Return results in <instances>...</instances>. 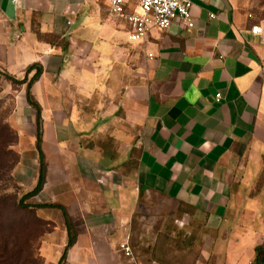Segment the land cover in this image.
Instances as JSON below:
<instances>
[{
    "label": "crops",
    "instance_id": "obj_1",
    "mask_svg": "<svg viewBox=\"0 0 264 264\" xmlns=\"http://www.w3.org/2000/svg\"><path fill=\"white\" fill-rule=\"evenodd\" d=\"M192 2V30L174 24L132 41L103 0H0L14 175L30 192L40 164L27 83L8 76L24 79L38 64L31 94L47 171L31 201L72 218L77 238L63 264H264V43L250 32L264 5ZM35 212L48 227L39 254L59 264L63 212Z\"/></svg>",
    "mask_w": 264,
    "mask_h": 264
},
{
    "label": "rangeland",
    "instance_id": "obj_2",
    "mask_svg": "<svg viewBox=\"0 0 264 264\" xmlns=\"http://www.w3.org/2000/svg\"><path fill=\"white\" fill-rule=\"evenodd\" d=\"M251 2H253L251 9L254 10L264 5V0H251ZM252 12L255 14L256 11ZM13 112L14 102L12 98L9 96L1 98L0 204L5 205V208L2 209L3 213L0 215V255L5 252L8 255H11V252H16L18 264H42L39 254L40 239L48 227L45 221L36 215V209H21L17 205L25 192L14 175L20 155L17 149L19 135ZM27 201L25 202L29 203ZM152 216V219L155 217L157 223L165 221V218H161L160 214ZM166 221H170V219L167 218ZM138 233L139 231H137V239ZM199 244L200 250L205 248L202 245V239H200ZM177 261L182 262L180 258H177Z\"/></svg>",
    "mask_w": 264,
    "mask_h": 264
},
{
    "label": "built area",
    "instance_id": "obj_3",
    "mask_svg": "<svg viewBox=\"0 0 264 264\" xmlns=\"http://www.w3.org/2000/svg\"><path fill=\"white\" fill-rule=\"evenodd\" d=\"M112 15L126 19L129 25V39L144 40L153 29L166 30L179 24L187 30L195 27L192 14V0H103ZM214 17V15H211ZM250 17L255 19L254 14ZM250 32L264 43V19L254 23ZM220 94L217 95L220 98ZM123 251L131 254L127 244Z\"/></svg>",
    "mask_w": 264,
    "mask_h": 264
},
{
    "label": "trees",
    "instance_id": "obj_4",
    "mask_svg": "<svg viewBox=\"0 0 264 264\" xmlns=\"http://www.w3.org/2000/svg\"><path fill=\"white\" fill-rule=\"evenodd\" d=\"M35 69V73L32 76L30 80H28V74ZM43 72V68L38 65V64H33L29 66L26 70V76L24 79H16L12 76H8L9 79H11L15 84H23L27 83V100L28 103L35 108L36 110V125H37V149L39 151V164H40V169H39V180L37 186L30 192L25 193V195L19 200L18 202V207L21 209H36L37 207L40 206H47V207H58L62 210L64 219H65V224L67 227L68 235H69V241L68 244L65 248V251L63 252V255L61 256L59 264H63L64 261L66 260V255L68 249L75 243L76 238H77V231L75 229L74 223L72 218L69 216L67 210L65 207L59 204H51V203H46V204H37L33 203L31 201L32 197L37 195L44 187L45 181H46V171H47V164L45 160V154L42 150V123H41V107L37 103V101L34 99V97L31 94V87L36 80L41 76ZM18 163V162H17ZM28 200L29 203H26L25 201ZM27 201V202H28ZM5 208V205L0 204V215L3 213L2 209ZM46 224V222H45ZM257 253L260 251L264 252V246H259L256 248ZM12 253V254H11ZM11 255H8L6 252L0 255V263L2 264H18V257L16 252H11ZM42 264L43 258L41 257ZM259 264V262L257 263Z\"/></svg>",
    "mask_w": 264,
    "mask_h": 264
}]
</instances>
